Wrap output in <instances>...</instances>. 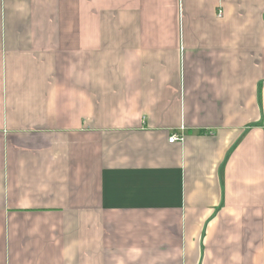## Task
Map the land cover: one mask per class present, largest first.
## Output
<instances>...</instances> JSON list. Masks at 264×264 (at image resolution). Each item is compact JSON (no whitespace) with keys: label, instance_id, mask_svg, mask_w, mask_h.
Segmentation results:
<instances>
[{"label":"crops","instance_id":"0c3cea01","mask_svg":"<svg viewBox=\"0 0 264 264\" xmlns=\"http://www.w3.org/2000/svg\"><path fill=\"white\" fill-rule=\"evenodd\" d=\"M0 264H264V0H0Z\"/></svg>","mask_w":264,"mask_h":264},{"label":"built area","instance_id":"2783aa9c","mask_svg":"<svg viewBox=\"0 0 264 264\" xmlns=\"http://www.w3.org/2000/svg\"><path fill=\"white\" fill-rule=\"evenodd\" d=\"M182 137L181 135H178L176 133H173L172 135H170V137L168 138L169 142H173V141H177V140H181Z\"/></svg>","mask_w":264,"mask_h":264}]
</instances>
